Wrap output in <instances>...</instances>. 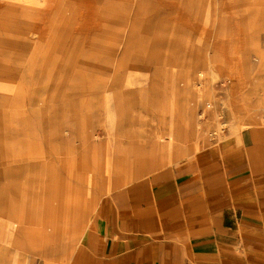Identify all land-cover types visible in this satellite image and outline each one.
<instances>
[{
	"label": "rangeland",
	"instance_id": "rangeland-1",
	"mask_svg": "<svg viewBox=\"0 0 264 264\" xmlns=\"http://www.w3.org/2000/svg\"><path fill=\"white\" fill-rule=\"evenodd\" d=\"M212 94L226 126L206 134L223 122L201 117L185 150L234 133L244 106L264 124V0H0V264H67L94 210L52 234L35 206L59 180L99 200L194 154L132 173L136 144L196 121ZM115 158L129 175L108 173Z\"/></svg>",
	"mask_w": 264,
	"mask_h": 264
},
{
	"label": "crops",
	"instance_id": "crops-1",
	"mask_svg": "<svg viewBox=\"0 0 264 264\" xmlns=\"http://www.w3.org/2000/svg\"><path fill=\"white\" fill-rule=\"evenodd\" d=\"M210 99L196 121L173 122L167 132L154 134L148 149L136 144L131 164L137 169L132 173L145 174L169 157L198 150L197 142L193 151L183 146L200 137L201 117L215 121L218 114L226 123L216 96ZM248 112L245 106L243 112L237 109L238 121L229 126L234 133L219 143L119 186L99 200L59 180L54 203L45 205V212L44 204L35 206L30 215L41 220L43 231L48 227L58 234L65 227L79 228L94 210L67 264H264V124L249 126ZM241 123L249 125L237 129ZM205 130L220 132L215 123ZM113 161L107 163L108 173H131L129 163L117 158L114 170ZM91 177L84 183L91 186Z\"/></svg>",
	"mask_w": 264,
	"mask_h": 264
},
{
	"label": "bare ground",
	"instance_id": "bare-ground-1",
	"mask_svg": "<svg viewBox=\"0 0 264 264\" xmlns=\"http://www.w3.org/2000/svg\"><path fill=\"white\" fill-rule=\"evenodd\" d=\"M247 125H249V123H241L239 126H237L236 128L238 129V128H244V127H246ZM225 127L226 126V123H216L215 124V127H216V129L218 130L220 127ZM8 232V231H7ZM5 243V242H4Z\"/></svg>",
	"mask_w": 264,
	"mask_h": 264
}]
</instances>
